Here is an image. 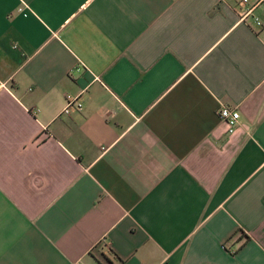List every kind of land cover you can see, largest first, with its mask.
I'll use <instances>...</instances> for the list:
<instances>
[{
  "label": "crops",
  "instance_id": "crops-1",
  "mask_svg": "<svg viewBox=\"0 0 264 264\" xmlns=\"http://www.w3.org/2000/svg\"><path fill=\"white\" fill-rule=\"evenodd\" d=\"M238 2L0 0V264H264V26Z\"/></svg>",
  "mask_w": 264,
  "mask_h": 264
},
{
  "label": "built area",
  "instance_id": "built-area-1",
  "mask_svg": "<svg viewBox=\"0 0 264 264\" xmlns=\"http://www.w3.org/2000/svg\"><path fill=\"white\" fill-rule=\"evenodd\" d=\"M237 7L239 9L238 22L247 24L251 22L255 27L261 28L264 26V0H239ZM21 15L28 14L29 9L26 6H19L17 8ZM83 108L82 102L79 97H66V105L63 107L62 112L65 115L69 114L72 109L81 111ZM239 111L234 107L227 105H220L217 108L216 115L218 119L227 125V131L232 132L239 124Z\"/></svg>",
  "mask_w": 264,
  "mask_h": 264
}]
</instances>
